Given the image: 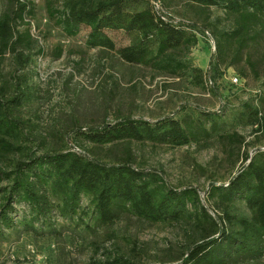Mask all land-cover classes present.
I'll return each instance as SVG.
<instances>
[{"label":"rangeland","instance_id":"obj_1","mask_svg":"<svg viewBox=\"0 0 264 264\" xmlns=\"http://www.w3.org/2000/svg\"><path fill=\"white\" fill-rule=\"evenodd\" d=\"M22 1L30 3L31 12L17 29L20 33L29 30L33 40L30 47L22 44L18 51L28 60L21 62L17 52L0 58V85L6 86L8 97L22 93L16 115L21 120L24 150L42 156L69 148L114 164L131 149L134 167L166 188H195L203 205L216 216L219 210L209 195L212 184H227L244 163L242 158L228 156L218 135L238 131L245 136L251 155L264 148V136L253 132L248 119V107H261L264 97V18L250 33L255 40L244 46L233 41L221 55L217 52L219 34L231 33L235 26L223 9L203 12L187 0H154L156 9L169 18L196 24L198 43L179 56L202 69L199 81L191 73L179 77L158 67L131 65L115 51L89 48L88 29L77 35L67 33L58 16H51L48 0ZM6 4L7 0H0V15ZM53 8L62 9L59 3ZM109 34L118 47L130 43L123 32L111 30ZM169 116L188 117L197 125L202 121L206 129L214 121L218 126L216 132L201 133L178 147L150 142L96 147L81 133L127 118L154 124ZM9 163L0 168L10 171ZM2 177L0 196L12 183L10 175ZM49 198L53 204L49 213L16 198L12 226L0 228V264H113L121 257L136 264H178L171 260L193 238L187 223H149L130 214L101 226L86 194L81 195L75 213L64 212L61 199L54 194L49 193ZM236 208L249 214L243 201H236ZM230 264H264V257Z\"/></svg>","mask_w":264,"mask_h":264},{"label":"trees","instance_id":"obj_2","mask_svg":"<svg viewBox=\"0 0 264 264\" xmlns=\"http://www.w3.org/2000/svg\"><path fill=\"white\" fill-rule=\"evenodd\" d=\"M187 1L198 5L203 12L221 8L233 18L232 32L219 34L217 52L221 55L233 41L244 46L255 40L256 36L250 33L264 18V0ZM55 3L62 9L53 8ZM29 5L22 0H7L0 15L1 59L8 52H17L21 62L28 60L18 47L22 44L30 47L33 37L29 30L20 33L17 25L31 12ZM48 8L70 35L87 28L89 48L115 51L131 65L154 66L179 77L191 73L196 80H202V69L180 58L198 43L196 24L169 18L156 9L154 0H48ZM111 30L129 35L130 43L118 47L109 34ZM217 74V77L221 75L218 69ZM5 89L6 86L0 85V164L10 161L12 169L0 168V184L2 175L6 178L10 175L12 183L0 196V228L12 226L11 213L16 198L40 212L49 213L53 210L49 198L52 193L61 199L64 212L75 213L81 195L86 194L91 197L101 226L112 225L128 214L149 223L189 224L193 238L180 255L171 260L180 261L178 264H230L264 257V148H258L256 154L251 155L245 136L238 131L218 135L228 156L242 158L244 163L227 184H212L209 195L215 210H219L213 216L195 188H166L156 184L154 176L134 167L131 149H127L124 159L114 164L69 148L42 156L26 152L22 146L21 120L16 115L22 105V93L8 97ZM248 111L253 132L264 136V97H261V107H248ZM206 116L209 118L208 112ZM198 122L197 125L191 118L181 120L174 116L154 124L127 118L113 126L104 125L81 133L96 147L114 148L132 142L178 147L189 144L201 133L209 135V131H215L218 126L214 121L211 129H206L204 122ZM236 201H243L249 214L240 213ZM113 262L136 264L124 257Z\"/></svg>","mask_w":264,"mask_h":264},{"label":"built area","instance_id":"obj_3","mask_svg":"<svg viewBox=\"0 0 264 264\" xmlns=\"http://www.w3.org/2000/svg\"><path fill=\"white\" fill-rule=\"evenodd\" d=\"M238 79H236V81H237Z\"/></svg>","mask_w":264,"mask_h":264}]
</instances>
